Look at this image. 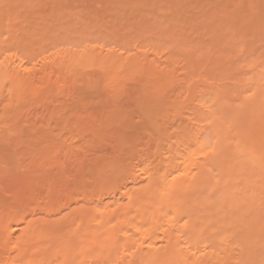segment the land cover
<instances>
[{
	"label": "bare ground",
	"instance_id": "1",
	"mask_svg": "<svg viewBox=\"0 0 264 264\" xmlns=\"http://www.w3.org/2000/svg\"><path fill=\"white\" fill-rule=\"evenodd\" d=\"M0 264H264V0H0Z\"/></svg>",
	"mask_w": 264,
	"mask_h": 264
},
{
	"label": "snow or ice",
	"instance_id": "2",
	"mask_svg": "<svg viewBox=\"0 0 264 264\" xmlns=\"http://www.w3.org/2000/svg\"><path fill=\"white\" fill-rule=\"evenodd\" d=\"M0 63H2V62H0Z\"/></svg>",
	"mask_w": 264,
	"mask_h": 264
}]
</instances>
